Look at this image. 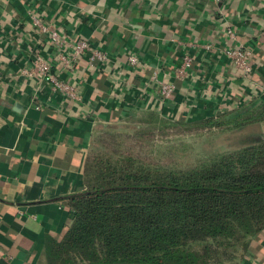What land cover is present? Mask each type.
<instances>
[{
    "label": "crops",
    "instance_id": "obj_1",
    "mask_svg": "<svg viewBox=\"0 0 264 264\" xmlns=\"http://www.w3.org/2000/svg\"><path fill=\"white\" fill-rule=\"evenodd\" d=\"M37 21L62 41L54 44ZM70 36L108 64L90 62V52L74 58L63 43ZM230 44L251 51L249 78H236L221 53ZM31 52L72 82L79 102L64 110L63 94L37 92L23 72ZM132 54L137 65L128 64ZM184 56L192 58L191 79L175 75ZM160 82L176 86L165 102ZM263 90L264 0H0V264H47V244L73 224L68 199L86 190L85 165L103 127L145 112L170 122L221 121L263 109ZM211 131L222 140L217 155L230 153L264 141V120ZM228 264H264V231Z\"/></svg>",
    "mask_w": 264,
    "mask_h": 264
},
{
    "label": "trees",
    "instance_id": "obj_2",
    "mask_svg": "<svg viewBox=\"0 0 264 264\" xmlns=\"http://www.w3.org/2000/svg\"><path fill=\"white\" fill-rule=\"evenodd\" d=\"M262 108L190 124L145 114L154 129L200 135L262 121ZM85 184L68 199L74 221L47 244V264H228L264 231V141L187 168L97 150Z\"/></svg>",
    "mask_w": 264,
    "mask_h": 264
},
{
    "label": "rangeland",
    "instance_id": "obj_3",
    "mask_svg": "<svg viewBox=\"0 0 264 264\" xmlns=\"http://www.w3.org/2000/svg\"><path fill=\"white\" fill-rule=\"evenodd\" d=\"M145 113L103 127L94 137L90 154L118 148L155 165L187 168L220 153L222 140L217 132L198 135L180 128L154 129L147 125L150 116ZM179 121L182 120H175Z\"/></svg>",
    "mask_w": 264,
    "mask_h": 264
},
{
    "label": "built area",
    "instance_id": "obj_4",
    "mask_svg": "<svg viewBox=\"0 0 264 264\" xmlns=\"http://www.w3.org/2000/svg\"><path fill=\"white\" fill-rule=\"evenodd\" d=\"M216 2H222L225 0H214ZM36 26H38L43 33H47L50 40L55 44L59 41H62L59 37L58 33L52 30H49L44 25H42L39 21L36 22ZM226 36L229 38L230 42L234 41L236 36L234 30L230 27H227L225 31ZM69 42V46L72 47L74 51V58L82 57L88 52H90V62H94L95 60H100L103 63L108 64L107 55L103 52L91 49L89 43L86 40L80 38H69L64 39L63 43ZM211 46H205V49L209 50ZM223 55L228 57L230 66L232 70L235 72V77L238 78H249V76L253 73V67L251 63V51L244 49L241 46L230 44L226 46V48L221 52ZM29 60L31 62L30 70L23 71L25 74L33 77L37 81L36 90L41 94H47L48 97L52 98V95L55 93H61L64 96V101L61 102V107L64 110H68L69 105L73 102L80 101V95H78L77 88L72 84V82H66L61 80L57 75L53 74L51 67L44 61V58L39 54H31L28 55ZM61 61L65 64L69 65L71 62L67 59L65 55H59ZM8 59V58H7ZM8 60H13L9 58ZM139 62L137 56L134 54L128 56V64L129 65H137ZM192 67V58L189 56H184L183 62L180 67H177L175 70V75L178 78H184L185 75H188V79L194 77L193 74L189 73V70ZM189 74L192 75L189 77ZM156 79V77H154ZM176 86L169 82H160L159 86V100L165 102L170 98V96L175 92ZM49 92V93H48ZM264 93V90L261 92ZM260 93V95H261ZM59 105V106H60ZM44 106L43 103L38 104L37 108H41ZM88 115V113L86 114Z\"/></svg>",
    "mask_w": 264,
    "mask_h": 264
}]
</instances>
